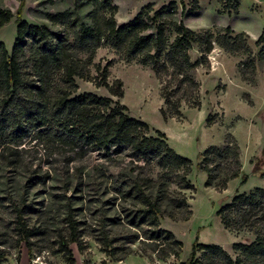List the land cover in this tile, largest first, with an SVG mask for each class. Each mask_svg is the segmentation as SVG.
<instances>
[{
  "label": "rangeland",
  "instance_id": "rangeland-1",
  "mask_svg": "<svg viewBox=\"0 0 264 264\" xmlns=\"http://www.w3.org/2000/svg\"><path fill=\"white\" fill-rule=\"evenodd\" d=\"M172 2L179 5V19L192 30L215 31L216 27L230 26L237 34L247 33L257 64L256 85L245 83L239 74L246 55L232 56L215 45L209 55L210 67L193 72L200 83L202 103L200 108H194L191 106L194 100H181L182 93L169 77L160 80L151 67L143 66L139 60L127 59L107 42L98 50L90 67V80L77 78L76 81L77 95L94 93L112 97L109 90L99 84L102 74L98 67L101 71L106 69L110 84L117 79L124 84V97L112 98L127 107L126 114L147 123L152 136H157V130L165 133L169 145L192 161L189 180L195 190L185 192L193 212L191 219L173 221L163 217L160 222L163 229L173 232L184 244L180 259L164 262L134 254L141 249L139 243L134 244V226L130 222L134 217V199L120 196L114 187L127 191L134 178L151 177L153 171L149 165L136 161L125 147L109 153L73 149L46 141L32 132L0 155V232L9 241L8 247L17 241L12 214L14 199L25 196L33 208L27 215L28 224L43 231L32 238L31 257L27 245H21V253L28 256L29 264H69L60 251L70 237L67 205L72 208L80 235V244L70 245L76 264H181L190 258L196 243L220 245L236 259L235 243L255 241L256 236L248 230H227L217 212L237 194L264 187V178L254 172L255 164L264 171V63L258 60L260 47L257 46L264 29V4L254 9L252 0H242L237 14L229 11L235 7L236 0L229 4L227 0H199L200 10L192 14V0H114L119 8L118 25L133 21L148 5L158 10ZM0 5L16 12L20 1L0 0ZM74 6V0H26L22 18L35 25H51L50 14ZM89 10V5L84 4L82 12L87 14ZM54 28L64 30L63 26ZM16 37L14 18L0 30V43L12 52ZM190 55L193 61L201 57L197 47ZM164 95L170 98L169 106L165 104ZM176 107L180 112L178 116L174 114ZM210 116L215 119L212 124L208 122ZM229 135L234 136L241 147L243 174L249 179L244 183L240 177L231 181L226 190L218 191L206 187L207 175L199 164L210 146H223ZM105 236H109V242L104 240ZM9 249L12 255L2 264H19L18 250ZM198 259L204 260L203 252H199Z\"/></svg>",
  "mask_w": 264,
  "mask_h": 264
},
{
  "label": "trees",
  "instance_id": "trees-1",
  "mask_svg": "<svg viewBox=\"0 0 264 264\" xmlns=\"http://www.w3.org/2000/svg\"><path fill=\"white\" fill-rule=\"evenodd\" d=\"M16 12L0 5V30L14 18L17 37L10 52L0 43V155L5 149L22 142L32 132L38 137L73 149L106 151L128 148L138 162L150 166L152 176L136 177L127 191L114 187L120 196L134 199V244L139 243L137 256L158 258L167 262L180 259L184 244L175 234L161 227L163 217L173 221H189L193 215L188 205L186 191L195 190L189 180L192 161L178 154L161 131L150 135V126L126 114L127 107L116 103L112 97H124V84L117 79L110 84L108 71L102 74L100 86L106 87L112 97L94 93L77 95V78L90 80V67L104 42L109 43L129 60H139L153 69L163 80L169 77L176 83L181 100H194L192 107L200 108V83L193 72L209 68V55L218 45L232 56L246 55L240 64L239 74L249 85H256L257 64L249 44L250 36L237 34L232 27H219L215 31H195L179 19V5L172 2L155 10L148 5L133 21L118 25V6L114 0H74L75 6L64 12L50 14L49 24L35 25L22 18L26 0H19ZM235 0H227L228 4ZM89 5L87 14L82 12ZM182 4L183 1H182ZM191 13L200 10L199 0H192ZM240 4L229 11H239ZM63 26L58 31L54 26ZM171 35V36H170ZM260 47L258 60L264 63V31L257 40ZM197 47L201 57L193 61L191 51ZM165 104L170 98L164 95ZM176 107L175 115H180ZM164 117L167 119L165 111ZM214 117L210 116L209 124ZM3 148V149H2ZM2 149V150H1ZM199 168L207 175L206 187L224 191L229 183L243 174L241 147L229 135L223 146H210L203 154ZM255 173L264 178V171L255 164ZM156 174V175H155ZM155 175V176H154ZM67 219L70 237L61 246L69 264H76L71 244H80L78 224L71 206ZM33 208L22 196L14 199L15 245L0 232V264L12 255L9 248L18 250L17 262L22 259L21 245L25 243L32 255V238L40 236V228L28 224L27 215ZM217 215L227 230L252 232V243H235L234 259L220 245L196 243L190 258L181 264H264V187L250 193L237 194L231 203L222 206ZM109 236L104 240L109 242ZM199 252L204 260L198 259ZM124 259H119L123 261Z\"/></svg>",
  "mask_w": 264,
  "mask_h": 264
},
{
  "label": "crops",
  "instance_id": "crops-1",
  "mask_svg": "<svg viewBox=\"0 0 264 264\" xmlns=\"http://www.w3.org/2000/svg\"><path fill=\"white\" fill-rule=\"evenodd\" d=\"M236 1H238V3L240 4V6H239V10L241 9V6H242V3H241V1L242 0H236ZM253 1V3H254V9H256V6H258V7H261V5H263L264 4V0H252ZM238 13H239V11H238ZM237 13V14H238ZM241 14V13H240ZM240 14L238 15V16H240ZM228 16V15H227ZM228 27V26H227ZM263 31H264V29H263ZM263 33V32H262ZM230 253V252H229ZM231 254V253H230ZM20 264H29V258H28V256H26L25 254H23L22 255V259H21V263Z\"/></svg>",
  "mask_w": 264,
  "mask_h": 264
}]
</instances>
